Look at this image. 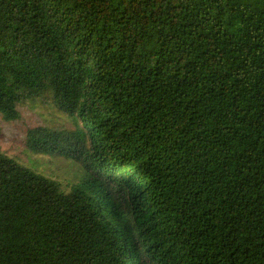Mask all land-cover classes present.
I'll use <instances>...</instances> for the list:
<instances>
[{
  "label": "trees",
  "instance_id": "trees-1",
  "mask_svg": "<svg viewBox=\"0 0 264 264\" xmlns=\"http://www.w3.org/2000/svg\"><path fill=\"white\" fill-rule=\"evenodd\" d=\"M41 85L84 179L0 154V264H137L106 194L139 264H264V0H0V114Z\"/></svg>",
  "mask_w": 264,
  "mask_h": 264
},
{
  "label": "rangeland",
  "instance_id": "rangeland-1",
  "mask_svg": "<svg viewBox=\"0 0 264 264\" xmlns=\"http://www.w3.org/2000/svg\"><path fill=\"white\" fill-rule=\"evenodd\" d=\"M18 103L12 116L0 114V154L12 158L20 165L34 170L54 181L70 193L84 179L80 165V140L74 133L80 131L79 121L56 108L44 85L33 91L20 89ZM53 136L54 145L45 148L42 141ZM100 206L106 218L120 230L129 241L137 264L139 250L129 226L116 209L117 202L112 195L100 199Z\"/></svg>",
  "mask_w": 264,
  "mask_h": 264
}]
</instances>
